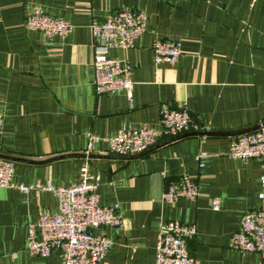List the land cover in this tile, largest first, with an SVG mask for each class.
<instances>
[{
  "label": "crops",
  "instance_id": "0c3cea01",
  "mask_svg": "<svg viewBox=\"0 0 264 264\" xmlns=\"http://www.w3.org/2000/svg\"><path fill=\"white\" fill-rule=\"evenodd\" d=\"M34 7L68 22L71 33L46 40L25 29ZM125 10L148 18L133 48L109 51L130 69L131 98L98 96L90 25ZM158 40L180 43L176 64L154 63ZM168 108L187 109L202 131L161 139L137 157L109 154L106 139L158 129ZM0 114V160L13 163L16 186L0 187V264H60L57 252L25 251L27 227L57 208L38 187L77 182L85 161L100 205H117L121 218L120 228L103 230L110 250L101 264H154L158 228L170 221L195 228L188 250L199 264H261L229 243L258 205L262 164L228 152L236 133L264 125V0H0ZM89 136L96 142L87 155ZM182 174L197 199L165 203Z\"/></svg>",
  "mask_w": 264,
  "mask_h": 264
},
{
  "label": "built area",
  "instance_id": "2783aa9c",
  "mask_svg": "<svg viewBox=\"0 0 264 264\" xmlns=\"http://www.w3.org/2000/svg\"><path fill=\"white\" fill-rule=\"evenodd\" d=\"M148 24L145 14L125 10L107 16L103 22L90 25L94 41L92 67L93 87L96 95L108 96L124 92L130 99L133 83L130 69L124 63L109 56L112 49H131L142 36ZM24 27L50 40L64 38L72 26L61 19L46 15L40 8L30 9L24 17ZM155 64L165 62L176 64L181 55V45L170 40L155 41L152 46ZM4 124L0 114V129ZM198 123L185 108H168L161 112L158 129L149 126L127 128L106 139L108 152L118 157H137L155 147L161 139L173 140L181 136L202 131ZM95 137H88L86 154L92 152ZM228 156L246 161L258 159L262 164L257 193L258 205L245 212L237 231L232 235L229 248L247 255L255 253L264 264V126L234 138L229 146ZM13 163L0 160V187L16 188L12 184ZM96 183L89 174L88 162L80 167V177L64 187H53L49 183L39 186L42 192H49L57 200L55 213H41L37 220L27 227L24 249L32 257L48 258L54 252L60 257V264H101L110 250V240L103 230L121 227L117 205L102 206L95 192ZM22 191L29 189L17 187ZM198 188L186 174L170 184L163 193L165 203L179 200L195 201ZM218 207V201H213ZM195 235L190 225L170 221L160 224L155 243L154 264H199L188 250V241Z\"/></svg>",
  "mask_w": 264,
  "mask_h": 264
},
{
  "label": "water",
  "instance_id": "95a60500",
  "mask_svg": "<svg viewBox=\"0 0 264 264\" xmlns=\"http://www.w3.org/2000/svg\"><path fill=\"white\" fill-rule=\"evenodd\" d=\"M264 126V125H263ZM258 128V127H257ZM257 128H253V129H249V130H245V131H242V132H239V133H236L238 135H241V134H244V133H248V132H251V131H254L256 130ZM201 134H204V133H201ZM206 134V133H205Z\"/></svg>",
  "mask_w": 264,
  "mask_h": 264
}]
</instances>
